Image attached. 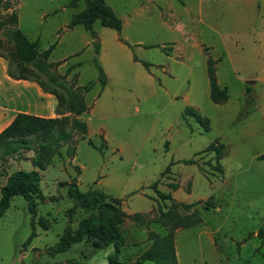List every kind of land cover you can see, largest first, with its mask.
Returning <instances> with one entry per match:
<instances>
[{"label":"rangeland","instance_id":"374dc122","mask_svg":"<svg viewBox=\"0 0 264 264\" xmlns=\"http://www.w3.org/2000/svg\"><path fill=\"white\" fill-rule=\"evenodd\" d=\"M4 1L8 2L6 9L2 6ZM69 1L1 0L0 19L16 12L20 16L18 29L26 37L37 39L40 48L52 44L47 61H57L65 51L76 46L65 40L62 45H56L52 32L59 20L70 17L73 7ZM138 1L141 0H106L121 12H129L131 5ZM144 2L138 15L130 12L133 21L126 32L133 39L138 38L151 46L117 48L108 41L102 53L110 77L105 90L101 92L100 84L94 80L97 74L89 49L67 56L57 67V72L63 73L68 65L80 62L74 72L80 73L82 85L91 83L85 93L90 109L83 117L91 129L104 125L107 146L101 150L91 147L86 140L78 139L79 133L74 130L68 141L59 144V154L53 156L41 172L38 185L42 199H36L35 215L31 216L26 201L16 195L0 216V264H108L106 257L113 251L111 245L93 248L90 243L81 241L65 251L50 252L66 225L64 210L70 205L65 186L59 184L75 180V177L79 180L80 190L97 188L118 197L127 210L144 213L125 219L122 224L124 244L119 260L132 262L148 247V231L164 232L160 224L153 222L157 214L156 201L148 197L153 193L150 185L156 182L161 191L178 185L180 197H186L188 192L187 199L196 202L188 211L178 208L183 214L196 210V216L200 218L198 225L181 228L175 236L178 264H264V244L255 235L257 230L264 232V166L249 157L259 147L260 136L252 138L244 134L245 114L242 111L226 110L210 101L205 68L195 49L192 55L184 57L189 67L168 57L169 53L159 44L171 33L160 27L156 11L145 7ZM73 6L83 8V0H77ZM53 11L57 12L53 14ZM43 12L46 15L40 18ZM94 24L100 26L98 21ZM7 27L0 29L5 41L1 32ZM252 38L254 40V36ZM250 57L251 64H246V68L254 75L257 66L252 54ZM132 58L141 62L134 63ZM142 62L149 66L144 67ZM157 64L164 65L170 72L159 71ZM145 69L154 73L151 79L146 77ZM72 73L68 75L72 76ZM62 82L65 86L70 85ZM233 84L229 95L231 102L238 104ZM253 89L258 91L259 87ZM246 99L248 101L249 97ZM185 108L206 116L209 129L203 130L192 116L185 115ZM215 140L229 142V154L224 160L225 175L221 177L213 167L214 152H199ZM95 142L100 147L104 145L101 135ZM164 142H167L166 146ZM222 151L223 155L224 147ZM29 154V150L25 151L23 157ZM73 154L74 160L70 162L68 157ZM187 158H192L195 163L180 161L167 165L170 160ZM29 166V162L21 158L0 160V186L6 173ZM156 199L160 204H169L168 200ZM206 203L212 207L205 209ZM82 215L79 209L72 216L71 228ZM32 229L35 235L26 243ZM212 229L215 230L214 246L202 232ZM140 264L152 262L145 260Z\"/></svg>","mask_w":264,"mask_h":264},{"label":"trees","instance_id":"16d2710c","mask_svg":"<svg viewBox=\"0 0 264 264\" xmlns=\"http://www.w3.org/2000/svg\"><path fill=\"white\" fill-rule=\"evenodd\" d=\"M77 0H70L73 6ZM1 2V0H0ZM3 9L8 7V2H2ZM84 7L73 13L67 23V27L81 24L84 29L91 31L94 20L104 26L115 30L118 34L121 28V20L114 14L113 10L104 0H83ZM8 27L0 34V57L7 64V74L13 79H26L36 82L44 91L53 94L57 100L56 111L59 117L43 118L27 113H16L12 120L0 130V160L14 157L22 158L23 152L30 150L29 157L31 169H15L5 175V181L0 186V216L9 205L13 196H21L27 204V210L31 216L35 215L36 199H42L39 190L40 171L50 162L51 157L58 154V147L61 142H66L70 138L72 130L83 134L85 123L74 117L63 115L70 112L79 115L86 109L82 93L86 91L91 83L74 87L73 83L65 86L62 82L64 75L55 72L56 63L47 61L48 55L53 47L49 45L45 49L39 50L38 41L26 37L17 27V14L12 11L7 16L0 19V29ZM119 40H122L119 37ZM7 45H6V44ZM97 70V80L101 86L105 81L101 67L94 61ZM147 66L145 62H142ZM214 61L206 60V76L209 88V99L213 103H223L228 94L224 87H219L214 75ZM185 115H190L199 123L203 130L209 129V120L206 116L200 115L189 108L183 110ZM83 137V136H82ZM87 143L101 150L102 147L88 139ZM223 145L216 140L207 144L199 152L205 153L213 151L215 169L222 172L219 158L222 155ZM198 152V153H199ZM193 159H185L183 163H193ZM165 169H168L166 166ZM163 173V172H161ZM66 188V197L70 205L64 210L66 225L52 247L51 253L62 252L70 248L74 243L81 241L88 242L93 248H104L111 245L112 253L106 259L108 264H140L148 260L152 264H177L174 251V230L177 227L186 228L200 223V218L196 216V210L181 213L178 208L188 211L196 202L184 203L174 201L169 194L156 189V182L150 186L159 200H168L169 204L156 199V216L153 222H157L164 228L162 234L148 231L147 240L150 242L142 252L132 262H125L118 259V255L124 244V237L121 225L126 218H136L137 213L126 214L120 207V199L111 197L97 188H87L82 191L78 188L74 179L62 182ZM208 206V207H207ZM212 204H204L208 209ZM81 210L83 215L78 219L74 228L70 223L72 216ZM180 212V213H179ZM35 235L32 229L26 243ZM256 237L264 244V232L256 231ZM264 261V254H262Z\"/></svg>","mask_w":264,"mask_h":264},{"label":"crops","instance_id":"0c3cea01","mask_svg":"<svg viewBox=\"0 0 264 264\" xmlns=\"http://www.w3.org/2000/svg\"><path fill=\"white\" fill-rule=\"evenodd\" d=\"M104 1L121 20L119 34L111 28L102 26L98 20H94L91 25L93 35L84 29L81 24H75L71 27H67V23L71 15L80 10V8L75 6H72L73 11L69 13L70 17L68 19L64 18L59 20L52 29V32H54L56 37V45H62L64 40L66 43L72 42L76 44L74 48L65 51L59 57V60L53 61L49 59L50 62L56 63L54 70L57 74L64 75L66 70H68L64 75L63 80L68 82V84L73 83L74 87H80L84 84V81L80 78V73L78 71V73L74 72L76 67L80 66V62L68 65L63 73H58L56 70L57 67L64 63L67 56L78 55L85 49H89V51L92 52L90 58L91 62L95 65V61L101 67L105 76L103 86L100 85L102 92L106 89L109 82L108 80L110 79L108 67L104 65L102 55V53L106 50V44L108 41L112 43L113 47L117 48H127V46L131 45L136 49H141V47L151 46L145 44L138 38L133 39V37L126 32V28L133 21V14L138 15V10L143 3V0L131 5L129 12L117 11L113 5L106 2V0ZM144 6L148 7V9L152 7V9L156 11V18L159 20L160 27L167 31L166 33H171V36L165 39L166 41H161L159 44L162 49H165L169 53L168 57L181 65H187V67H189L188 63L184 62V57H188V54L192 55V50L195 49L198 58H201V63L204 65L205 73L206 60L209 58L214 61L213 66L216 82L219 87H224L228 94L226 101L215 104L222 105L223 109H231L236 113L242 111V113L245 114L243 117L245 121L243 127L244 134L252 138L257 135L260 136V140H258L259 147L252 151L249 156L250 160L258 162L260 166H264V0H145ZM62 8L63 6H61V9ZM53 12V14H55L57 11ZM130 12L133 14H130ZM45 15L46 14L43 12L39 16L40 18H43ZM95 21H98L100 26H95ZM170 21L173 24L170 23ZM78 25H80L81 28H78ZM17 27L20 28V16L18 14ZM105 28H108L109 30H105ZM172 33L174 36H172ZM253 36L254 40H252ZM119 37H121L122 40H119ZM38 48L39 50L44 49L40 48L39 44ZM251 54L252 57L255 58L254 63L257 66V71L254 75L251 74V70L246 68V64H251ZM132 61L134 63L141 62L140 59L136 58H132ZM145 63L147 66L142 65L147 68L149 64L147 62ZM158 66H160L159 71L167 73L170 72V70L164 65ZM144 71L146 77L151 79L156 72V68H154V73L151 72L150 69H145ZM189 72L190 70L187 74H189ZM70 73H72V76L68 75ZM76 76H78L77 79L75 78ZM94 78H96L94 80L98 82L97 75ZM232 83H234V92L238 104H233V102H231L229 90ZM205 85L208 86L207 76ZM255 86L259 87L258 91L253 89ZM86 92L87 91H84L82 93L83 103L86 109L79 115H73L70 112H65L63 115H68L70 118L74 117L85 123V132L83 134L79 133L78 139H84L86 140V143L87 140L90 139L95 146H99V144L95 142V138H99L101 135L104 142L102 148H106L107 145L105 142L106 140L108 141V136L103 127L104 125H99L96 129H91L88 120L83 117V114H86L90 109L85 96ZM247 97H249L248 101L246 99ZM56 105L57 100L55 96L47 91H44L36 82L26 79H13L9 77L7 74L6 61L0 57V130L12 120L16 113H27L43 118L59 117L60 115L56 111ZM218 143L223 145L225 150V153L219 158V164L222 168V172H217V175L220 176L225 175L224 160L229 154V142ZM166 144L167 142H164V146H166ZM29 152L31 151L29 150ZM31 155L32 152L31 154L21 158V160L28 161L30 164L29 157ZM53 156L51 157V160ZM68 158L71 162L74 160V154ZM183 160L185 159L170 160L167 165H170L173 162L178 163L180 161L183 163ZM29 169H31V164L28 168H24V170ZM43 170L40 171V177ZM163 171L164 170L161 172ZM161 172L159 175H161ZM169 175H171L170 168ZM75 180L78 186V178L75 177ZM59 185H64V183L61 181ZM157 186L158 185H156V189H158ZM179 189L181 188L177 185L175 188L169 187L166 191L158 190L169 194L170 197L177 202H193L187 199V195L189 194L188 192L186 193V197H180L178 194ZM148 197L154 202L156 201L154 191L153 193L148 194ZM197 200L201 199H196L195 201ZM120 202V207L126 214H144L134 210H127L126 207L122 206L123 201ZM154 208L155 206L152 209ZM214 209H216V207ZM180 229L181 227H177L174 230L173 239L177 264L178 253L175 236ZM202 232L208 236L209 241L212 246H214L213 235L215 230H204Z\"/></svg>","mask_w":264,"mask_h":264}]
</instances>
